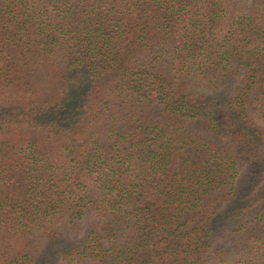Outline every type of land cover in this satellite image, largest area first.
Returning a JSON list of instances; mask_svg holds the SVG:
<instances>
[{
  "label": "trees",
  "instance_id": "16d2710c",
  "mask_svg": "<svg viewBox=\"0 0 264 264\" xmlns=\"http://www.w3.org/2000/svg\"><path fill=\"white\" fill-rule=\"evenodd\" d=\"M257 120L264 0H0V264H264Z\"/></svg>",
  "mask_w": 264,
  "mask_h": 264
},
{
  "label": "rangeland",
  "instance_id": "374dc122",
  "mask_svg": "<svg viewBox=\"0 0 264 264\" xmlns=\"http://www.w3.org/2000/svg\"><path fill=\"white\" fill-rule=\"evenodd\" d=\"M229 90L226 89L224 90L222 93L225 94L227 93ZM257 122L261 125L264 126V122L260 121V120H257ZM187 128L190 130V131H193V132H197L199 133L200 135L203 134V131H202V126L201 125H197L195 123H190ZM94 216V213H87V215L84 216L83 220L79 223L80 224V230L75 234V237L76 238H80L87 230V228L90 227V224L92 223V218ZM61 232L63 233H66V230L61 227ZM71 237H74L73 234H70ZM87 264V263H86Z\"/></svg>",
  "mask_w": 264,
  "mask_h": 264
}]
</instances>
